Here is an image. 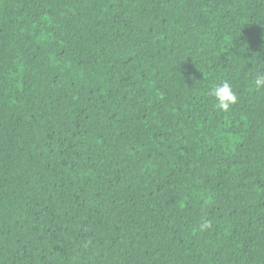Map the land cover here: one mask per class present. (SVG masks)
<instances>
[{
  "label": "trees",
  "instance_id": "16d2710c",
  "mask_svg": "<svg viewBox=\"0 0 264 264\" xmlns=\"http://www.w3.org/2000/svg\"><path fill=\"white\" fill-rule=\"evenodd\" d=\"M259 73L264 0H0V264H264Z\"/></svg>",
  "mask_w": 264,
  "mask_h": 264
},
{
  "label": "clouds",
  "instance_id": "9594fccd",
  "mask_svg": "<svg viewBox=\"0 0 264 264\" xmlns=\"http://www.w3.org/2000/svg\"><path fill=\"white\" fill-rule=\"evenodd\" d=\"M255 86L257 88L264 87V73H259L255 77ZM211 95L215 99V106L227 112L232 105L237 102V95L232 90L231 85L224 81L221 84L216 85L211 92ZM203 227H210V223L203 225Z\"/></svg>",
  "mask_w": 264,
  "mask_h": 264
}]
</instances>
